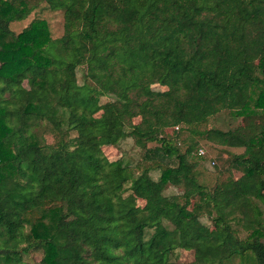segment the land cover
<instances>
[{
  "label": "trees",
  "instance_id": "trees-1",
  "mask_svg": "<svg viewBox=\"0 0 264 264\" xmlns=\"http://www.w3.org/2000/svg\"><path fill=\"white\" fill-rule=\"evenodd\" d=\"M42 2L63 11L60 36L43 18L10 29ZM79 66L82 83L53 77ZM222 110L252 120L205 131L242 148L210 188L194 145L181 150L173 132ZM100 137L157 142L147 151L176 160L160 168L162 189L148 168L108 158ZM70 216L79 227L60 225ZM262 237L264 0H0V264H264ZM177 248L193 259L171 260ZM38 249V262L25 260Z\"/></svg>",
  "mask_w": 264,
  "mask_h": 264
},
{
  "label": "rangeland",
  "instance_id": "rangeland-1",
  "mask_svg": "<svg viewBox=\"0 0 264 264\" xmlns=\"http://www.w3.org/2000/svg\"><path fill=\"white\" fill-rule=\"evenodd\" d=\"M34 18H43L47 21L52 37H58L63 32V11L52 10L48 8L44 2L32 10L24 19L19 21H12L9 25L10 29L15 33L19 32L23 27ZM83 67L79 66L77 69L73 67H67L62 70L54 71V79L61 82H83ZM255 92L258 88L254 89ZM109 96H101L100 102L109 100ZM252 120L251 117H237L234 116L228 110H222L219 113L209 117L206 121L190 126H181L178 130L173 132L174 141L180 149H185L189 144H193L191 152L192 160L196 163V173L200 182L205 183L208 187H212L216 182L225 179L229 174L227 170L229 160L233 153L242 151L239 147H224L216 145L214 142L205 139V131L210 127H216L226 130L228 128H237L242 123H248ZM43 126L39 131L42 133ZM239 133V130H238ZM71 136L74 132L70 133ZM45 137L48 142L52 141L50 133H45ZM99 143L102 146V150L105 155L110 159L118 157L119 153L123 155L125 162L129 164L134 170L140 171L142 168H148L151 176V186L154 191L162 189L161 184L158 182V176L160 168L166 165H174L176 160L174 158H167L160 154L155 155L148 152L147 149H153L158 146L157 142H146V148L139 147L134 143V140L130 137H126L121 140L117 146H112L107 137H100ZM201 151V152H200ZM208 160L214 161L215 165L209 167L207 165ZM241 172L234 170V175L240 176ZM239 187L244 190L245 187L241 182L238 183ZM166 195H177L181 192L180 187L173 185H167L164 189ZM129 189L125 191L128 193ZM260 208L263 209L262 204L258 203ZM201 220L206 224L209 232L216 238L220 237L219 232L211 222V217L206 213L202 214ZM230 225L236 230L237 234L241 238H245L250 230L245 229L241 223V217L239 213L234 214L229 218ZM81 224L80 219L70 216L61 221L60 225L65 228H76ZM27 229V226H26ZM264 241V237H262ZM42 255L41 250H32L25 255V260L32 263L38 262ZM171 260L176 262H186L193 259V251L177 248L171 254ZM233 264H239V260H235Z\"/></svg>",
  "mask_w": 264,
  "mask_h": 264
},
{
  "label": "built area",
  "instance_id": "built-area-1",
  "mask_svg": "<svg viewBox=\"0 0 264 264\" xmlns=\"http://www.w3.org/2000/svg\"><path fill=\"white\" fill-rule=\"evenodd\" d=\"M201 152V151H200Z\"/></svg>",
  "mask_w": 264,
  "mask_h": 264
}]
</instances>
